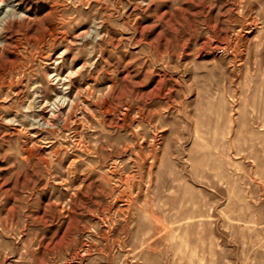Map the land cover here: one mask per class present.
Wrapping results in <instances>:
<instances>
[{
  "label": "rangeland",
  "instance_id": "374dc122",
  "mask_svg": "<svg viewBox=\"0 0 264 264\" xmlns=\"http://www.w3.org/2000/svg\"><path fill=\"white\" fill-rule=\"evenodd\" d=\"M0 264H264V0H0Z\"/></svg>",
  "mask_w": 264,
  "mask_h": 264
}]
</instances>
